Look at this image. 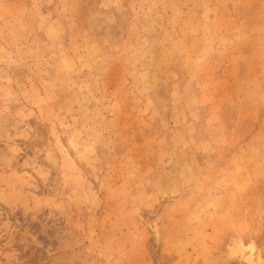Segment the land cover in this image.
Instances as JSON below:
<instances>
[{"label": "rangeland", "instance_id": "374dc122", "mask_svg": "<svg viewBox=\"0 0 264 264\" xmlns=\"http://www.w3.org/2000/svg\"><path fill=\"white\" fill-rule=\"evenodd\" d=\"M0 264H264V0H0Z\"/></svg>", "mask_w": 264, "mask_h": 264}]
</instances>
